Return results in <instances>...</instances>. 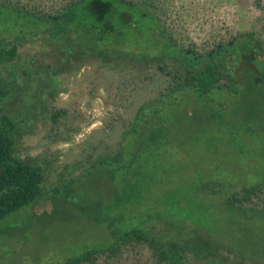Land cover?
<instances>
[{"label":"trees","instance_id":"trees-1","mask_svg":"<svg viewBox=\"0 0 264 264\" xmlns=\"http://www.w3.org/2000/svg\"><path fill=\"white\" fill-rule=\"evenodd\" d=\"M33 9L0 1V236L46 190L59 194L79 179L62 178L52 183L44 167L18 155L20 138L39 117L57 122L64 114L52 113L49 102L63 84L59 65L70 64L76 71L94 61L109 73L145 79L160 73L169 80L138 100L131 119L119 130L118 148L91 164L116 182L122 181L111 192L119 199L107 219L119 225L114 233L99 244L78 248L71 244L66 252L48 249L46 253L58 252L48 260H43L45 252L36 261L22 258L20 264H91L99 256L113 257L124 246L137 243L153 251L156 264H264V209H260L261 204L248 206L253 209L241 207L255 196H264L263 43L249 32L206 55L185 49L167 34L154 4L147 1L70 0L53 13ZM37 37L50 48L46 56L50 62L39 61V55L30 60L20 55L22 47ZM226 92L235 100L232 113L228 117L224 114L223 120L230 130V146L238 143L230 147L237 151L232 156L236 162L242 156L250 163L257 162L259 180L249 181L242 195L234 193L226 200V210L217 213L227 221L216 231L189 221L179 224L173 218L164 223L154 209L153 214L130 215L133 225L127 227L129 208L123 200L125 194L119 197L117 187L129 186V174L152 173L156 155H164V149L179 142L175 132L189 122L173 110L186 102L203 113L207 110L218 121L229 105L217 97H227ZM250 141L256 144L254 151L245 147ZM241 144L244 146L238 151ZM145 155L148 162L143 161ZM219 182H203L196 190L197 198L202 202L213 199L214 206L218 205ZM142 186L144 182H138L131 188L132 197L139 198ZM121 211L127 215L119 216ZM160 223L171 227L153 232ZM11 247L0 240V257L9 256Z\"/></svg>","mask_w":264,"mask_h":264},{"label":"rangeland","instance_id":"rangeland-1","mask_svg":"<svg viewBox=\"0 0 264 264\" xmlns=\"http://www.w3.org/2000/svg\"><path fill=\"white\" fill-rule=\"evenodd\" d=\"M7 1L29 11L35 8V11L53 13L70 0ZM133 1L153 3L167 34L180 46L199 54L206 55L249 32L264 45V0ZM49 50L42 38L37 37L22 47L20 55L28 60L39 55L42 56L39 61L50 62L46 57ZM59 66L63 71V84L56 96H50L49 102L52 113L61 111L64 114L57 118V122L39 117L20 138L18 155L44 167L52 183L56 184L62 178L79 179L70 187L60 189L59 194L46 190L32 207L18 215L15 223L2 231L0 240L13 247L9 256L0 257V264H20L26 257L34 261L48 249L66 252L71 249V244L72 248L81 244H99L114 233L119 225L107 219L119 199L118 194L113 196L111 192L122 181L116 182L102 168L91 164L118 148L119 130L131 119L138 100L151 95L162 82L165 84L166 79L169 80L166 74L160 73L148 79L109 73L94 61L82 64L76 71L70 68V64ZM225 94L227 97H217V100L224 99L229 107L218 121L213 120L207 110L203 113L186 102L173 110V113L187 117L189 122L188 126L181 124L176 130L179 142H175L171 149H164V155H156V168L152 173L138 177L129 174V189L121 188V185L117 187L119 197L125 194L123 200L129 208L127 227L133 225L131 217L155 211L164 223L173 218L179 224L189 221L195 226L216 231L219 226L223 227L219 224L227 221L217 213L226 210V200L234 193L242 195L249 181L259 180L257 162L250 163L243 156L236 162L232 156L237 151L230 147H236L238 143L230 146V130L223 120L224 114L228 117L232 113L235 100L228 98L227 92ZM242 146L244 144L237 150ZM247 146L253 151L256 148L251 141L248 145L245 143ZM211 148L216 149L211 152ZM149 159L148 155L143 157V161ZM211 180L220 181L222 185L217 193L219 203L216 206L213 199L202 202L196 193L203 182ZM138 182H144V186L140 188L139 198L135 199L131 188ZM208 191L211 192L210 188ZM260 204V209H264L263 195L253 197L250 204L245 202L241 207L253 209L255 207L248 206ZM130 209L134 211L129 212ZM121 214L127 215L124 211L119 216ZM168 227H171L168 223H160L153 232L165 231ZM57 252H45L43 260L50 259ZM91 264H156V261L147 245L137 243L124 246L113 257L99 256Z\"/></svg>","mask_w":264,"mask_h":264}]
</instances>
